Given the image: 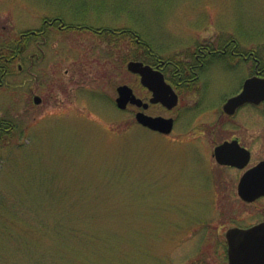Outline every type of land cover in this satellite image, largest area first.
Returning <instances> with one entry per match:
<instances>
[{
  "label": "rangeland",
  "instance_id": "obj_1",
  "mask_svg": "<svg viewBox=\"0 0 264 264\" xmlns=\"http://www.w3.org/2000/svg\"><path fill=\"white\" fill-rule=\"evenodd\" d=\"M56 17L92 31L49 28L34 64L0 73V121L12 127L0 140V264H229L226 231L260 219L264 200L243 203L242 172L213 150L235 134L251 164L264 159V105L220 113L254 61L216 60L192 111L151 105L147 114L175 119L165 135L137 121L141 109L117 107L121 85L150 94L127 69L140 59L123 63L128 49L97 32L130 31L149 57L177 59L214 38L264 61V0H0V46Z\"/></svg>",
  "mask_w": 264,
  "mask_h": 264
},
{
  "label": "flooded vegetation",
  "instance_id": "obj_2",
  "mask_svg": "<svg viewBox=\"0 0 264 264\" xmlns=\"http://www.w3.org/2000/svg\"><path fill=\"white\" fill-rule=\"evenodd\" d=\"M49 28H57L59 31L65 32V31L73 30L74 26L65 24L62 19L57 18V17L53 19H45L44 25L42 28L37 29V30L26 31L22 33L19 36V38L18 37L13 38L9 42H7L5 45L0 46V73H1L2 78L12 75L18 70L21 71L22 68H24V66L26 65V63L34 64L35 59L40 57L39 52H42L41 44H43L44 43L43 41H45V39L47 38V35H48L47 33H48ZM215 40L213 38V41L211 40L208 43L207 42L199 43V45L195 46V50H192L189 54H185V51H184L182 55L177 57V59L176 58L161 59L160 56L151 52V56L150 57L148 56L149 59L151 58V63H146L145 61H143L145 64L151 65L155 70H159L163 73L167 83H169L172 86V88L175 90V92L179 96V101H180L179 105L181 104V101L184 102V104H186L185 102L187 101V104H186L187 106L185 108L187 110L186 112L192 111L190 104H189L190 99L192 98L195 99L196 101L195 106H200L204 102L206 94L209 92V89H210L209 79L211 75H209L208 81L203 76H205V72L208 71V67L211 66L216 60L227 59L229 61V60H234V59H237V60L242 59L245 62H248L251 60L252 62L254 61L253 70L251 71L252 73L249 77H247L244 80V83L247 79L252 78L253 76L261 77V78L264 77V61H262L257 56L256 51H250L247 53H243V52H240V50H238V47L236 45L231 46V44L233 43L231 41L227 43L226 45L221 46L220 43L218 45L217 43L218 40L217 41ZM137 44L140 47L144 45V43L139 38L137 40ZM32 47H37L38 53H27L26 54V52H28ZM4 52L9 54L11 57L9 58L5 56H1V54ZM7 63L8 64L12 63L14 66L16 65L15 72L8 73V69L6 67ZM228 65H229L228 68H231L232 64L229 63ZM135 76L139 78L140 85H141V76L140 75H135ZM244 83L242 84V88L240 89V91L238 92L236 91V93L229 96L224 101L221 107L220 113L223 114L226 119L236 118L240 110L247 106L259 107V106L264 105V102L261 103L260 105L246 103L245 105L239 107L236 110V112L232 115H230L224 110V106L227 103V101L230 98L234 97L235 95H238L242 91L244 87ZM0 85L2 84L0 83ZM143 89L146 90L148 94H150V97L148 99L149 101L152 96V93L144 87ZM36 96H34L35 104H37L35 102ZM142 101H145V100L142 99ZM41 102H42V98H41ZM41 102L39 104H41ZM148 110L149 109H147L146 111ZM216 129L226 130L224 127L223 128L217 127ZM229 129H231L232 131H237L240 128L233 127ZM225 143H237L238 147H242L246 149L247 151H249L250 159H249L248 165H246L243 168H239V167L232 166V165L220 164L217 161L215 151H216V147L223 145ZM229 155L232 156V152ZM213 156L215 158L216 163L219 166L239 169L242 172L241 177L239 178V182L244 176V174H246L249 170H251L255 166H258L259 163L264 161V159H261L258 162L251 164V161L253 159L252 150L250 149L248 145L244 143L241 136L235 135V134H233V136L231 137H225L219 143H216L214 146V150H213ZM238 186H239V183H238ZM238 197H239V193H238ZM240 199L242 200L243 203L250 206V205L256 204L257 202L264 200V196L262 197L259 196V198H257L256 200L250 203L247 201H244L241 197ZM261 223H264V214L260 216V219H258L257 221L251 224L243 225L241 222H235V223H232L234 225L230 228L231 229L233 228L248 229L253 226L259 225ZM230 228H228L225 234L227 246H228L227 233L229 232Z\"/></svg>",
  "mask_w": 264,
  "mask_h": 264
},
{
  "label": "water",
  "instance_id": "obj_3",
  "mask_svg": "<svg viewBox=\"0 0 264 264\" xmlns=\"http://www.w3.org/2000/svg\"><path fill=\"white\" fill-rule=\"evenodd\" d=\"M127 68L131 73L141 76L142 85L151 91L152 97L149 102H144L135 95L131 87L121 85L117 89L116 98L120 110H126L129 104L148 109L150 104L161 103L168 110L178 106L179 96L160 71L139 61H130ZM35 102L39 104L41 98L36 96ZM262 102H264V77L253 76L245 81L241 93L227 101L224 110L232 115L246 103L259 105ZM136 119L141 125L163 134L171 133L174 128L173 118L152 116L144 111L138 112ZM215 152L217 161L224 165L243 168L248 165L250 159L249 151L238 147L237 143L220 145L216 147ZM231 152L232 156L229 155ZM238 193L249 203L259 196H264V161L244 174L239 183ZM227 240L229 264H264V223L248 229L230 228Z\"/></svg>",
  "mask_w": 264,
  "mask_h": 264
},
{
  "label": "trees",
  "instance_id": "obj_4",
  "mask_svg": "<svg viewBox=\"0 0 264 264\" xmlns=\"http://www.w3.org/2000/svg\"><path fill=\"white\" fill-rule=\"evenodd\" d=\"M74 26V31H85L87 30V26L83 23H76ZM132 35H134L133 33H131L130 31L127 30H123V31H114V30H103V33H100L97 35V37L101 38L102 41H104L105 43H107V45H115L117 44L119 46L120 44H123L125 48L128 49V51H124L123 53V58L124 61L123 63L127 62L128 59H143L144 57H148L149 55H146V53L142 52L140 55L138 49H136V45L137 43H134L133 41V37ZM136 44V45H135ZM144 54V55H143ZM1 56H5V57H11L9 54L7 53H2ZM3 57V58H5ZM122 58V59H123ZM261 60L263 61V58H261ZM6 67L8 69V73H13L16 70V65L14 66L12 63L10 64H6ZM12 127L9 126L7 123L0 121V140L2 139V137L4 135H7L11 132Z\"/></svg>",
  "mask_w": 264,
  "mask_h": 264
}]
</instances>
